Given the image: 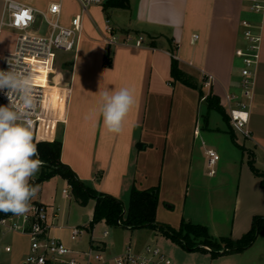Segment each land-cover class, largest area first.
I'll list each match as a JSON object with an SVG mask.
<instances>
[{
	"label": "crops",
	"instance_id": "obj_1",
	"mask_svg": "<svg viewBox=\"0 0 264 264\" xmlns=\"http://www.w3.org/2000/svg\"><path fill=\"white\" fill-rule=\"evenodd\" d=\"M16 1L45 10L51 2L59 0H51L44 6L36 0ZM70 1L76 9L67 10L66 0H63L64 24L79 11L77 0ZM129 2L128 9L112 8L108 14L101 7H92V16L84 18L77 51L56 55L55 73L50 83L54 106L61 117L49 137L62 141V162L98 193L125 203V199L130 202L134 187L145 190L158 186L157 220L178 229L183 220L194 223V217L185 214V202L179 207L181 211H176L177 205L171 204L173 200L166 194L185 190L187 195L191 184L192 187L200 185L194 149L196 140L205 132L199 120L200 104L206 103L201 100L200 91L208 92L203 86V72L215 76L211 89L221 103L226 93L240 91L242 61L236 49L244 44L241 27L244 19L261 25L263 32L262 56L249 120L252 136L248 139L254 147L245 150L254 151L256 166L260 161L262 166L257 167L264 172V11L251 12L246 0ZM118 11L125 12L126 17L115 20L113 16ZM106 17L114 21L119 31L143 34L147 39L145 45L142 48L114 46L109 50L101 33ZM15 43L16 33L1 28L0 66L5 53L11 51ZM108 51L110 65L105 61ZM172 54L178 59L183 77L196 87L172 76ZM62 58H71L64 63L70 67L66 73L57 67ZM122 87L133 92L135 103L125 118L122 131L112 133L104 125L100 112L102 96L105 91L111 93ZM214 129L221 134L229 133L228 127L221 124H215ZM228 169L218 178L213 177L216 173L209 172L208 185H213L215 190L225 183L229 187L236 185L231 214V239L236 242L251 229L255 216L264 217V186L248 161L241 162L237 173L232 171L231 165ZM64 182L63 190L68 188L73 198L68 181L64 179ZM34 199L47 206L49 221L56 225L52 234L60 237L59 226L69 229L75 226L66 215L54 216V210L60 207L55 201L46 203L42 194ZM89 224L84 226L91 228ZM4 242L8 243L5 237ZM233 252L236 251L229 253ZM224 254L227 253H221Z\"/></svg>",
	"mask_w": 264,
	"mask_h": 264
},
{
	"label": "built area",
	"instance_id": "obj_2",
	"mask_svg": "<svg viewBox=\"0 0 264 264\" xmlns=\"http://www.w3.org/2000/svg\"><path fill=\"white\" fill-rule=\"evenodd\" d=\"M106 1L77 0L79 11L72 16L68 24L62 22L63 0L51 2L45 10L15 0L25 10L22 13L13 12L10 6L12 0L4 1L0 29L9 27L17 30L18 33H16L15 46L5 53L0 70L9 69L8 61L14 64L18 61L23 71L32 78L36 107L30 116V121L34 141H53L49 135L61 117L59 109L54 106L53 86L50 83L55 73L53 66L56 55L61 52L77 51L84 31V18L92 16L90 12L92 7L103 9ZM246 1L251 12L264 11V0ZM38 22L46 26L45 33H38L36 29ZM241 27L244 44L236 49V55L242 61L240 91L226 93L222 105L227 110L234 131L245 138H251L249 120L262 56L263 32L261 25L248 19L241 21ZM101 33L108 48L114 46L142 48L147 40L143 34L117 30L108 17L101 26ZM172 55L176 57L175 54ZM215 80L213 74L203 72V86L208 88V92L202 96V101L206 100ZM7 104L9 98L4 91H0V106ZM207 154L210 174L213 175L219 155L214 149H208ZM63 194L65 197L70 196L68 188L63 190ZM30 203L31 211L27 214L23 216L9 214L0 218V254L12 252V246L4 242L7 233H19L29 237L30 252L22 264H174L160 247L149 244L142 251H136L129 245L124 252L114 255L108 254L103 239L97 241L91 239L90 247L87 249L71 248L59 236L52 234L56 225L49 221L47 206L36 203L35 199ZM58 215L59 208H56L54 216L58 217ZM118 223L121 224V221ZM80 233V226L71 228L73 240H76ZM108 235L109 230L105 229L103 238H107ZM205 248L211 250L208 246Z\"/></svg>",
	"mask_w": 264,
	"mask_h": 264
},
{
	"label": "rangeland",
	"instance_id": "obj_3",
	"mask_svg": "<svg viewBox=\"0 0 264 264\" xmlns=\"http://www.w3.org/2000/svg\"><path fill=\"white\" fill-rule=\"evenodd\" d=\"M4 1L5 0H0V15L3 11ZM49 1L51 0H36V2H39L42 6L46 5ZM65 5L69 11L76 9V5L70 0H66ZM119 15H121V17H119ZM124 17H126V14L122 11L115 12L113 16L115 20ZM112 23L115 26L113 20ZM36 29L39 34L46 32V26L40 25L39 22L36 25ZM4 30L18 33L17 30L9 27H4ZM60 56L63 57V55ZM65 59L62 58L57 64V67H59L63 73H66L70 68L64 63L71 61V58ZM240 66H242V64ZM199 112V120L203 125L202 130L205 131L204 134L196 140L194 149V158L196 162L198 161V169L196 166V170L199 171L198 181L200 185L199 187H192L191 184L187 195L185 190L173 195L168 192L166 195L167 197L171 196L173 200V202L170 201L171 204L177 205L178 208L176 211L180 212L181 209H179V207L180 205L182 207V204L185 202V214L193 216L194 223L207 225L212 240L220 242V247H224L226 246V242H221V239L231 238L232 236V199L235 194L236 185L234 184L229 187L225 183L224 186L219 187V190H215L213 185H208L210 167L208 166L209 157L207 150L214 149L219 155V160L214 166L216 175L213 176L218 178L221 172H225V170L226 172L229 171L228 168L230 165L232 166V171L237 173L241 162L248 161L253 156L251 154L254 153V151H246L245 149L254 147V145L248 138H245L240 133L235 132L236 142L229 133H218L217 130L214 129L215 124H221L225 126L226 129L228 126L217 110H208L207 103L202 102L200 104ZM258 155H261L260 151ZM229 161L231 162L227 164ZM228 165L229 167H227ZM193 166L195 167V163H193ZM257 166L261 168L262 164L260 161H258ZM42 171L43 167L40 168L34 178L38 179ZM37 185L39 186V192L36 197L42 194V199L46 198V203L55 201L56 203L54 204L60 206V216L66 215L70 224L81 227L80 236L76 240L71 238V229L62 227L60 230V238L71 248L87 249L90 247L91 239L96 241L103 239L106 251L109 255L122 253L129 245L136 251H142L149 244L160 247L163 252L173 260L174 264H264V235L259 236L253 245L242 252L213 256V252H219L220 254L224 253V248L218 249L217 247L208 245L211 250H206L205 248V250L203 248L188 250L171 237L148 227L131 229L120 225L110 226L102 221L93 228L87 229L84 228V225L89 223L91 216H93L95 208L94 198H90L86 204L77 202L74 197L71 198L69 196L65 198L62 191L65 182L64 178L60 175L49 177L45 179L43 183ZM224 200H226V203H224ZM124 202L123 206L127 209L129 199H125ZM61 219V217L58 219V223H60ZM105 229L109 230V235L104 239L103 231ZM5 241L11 244L12 252L0 254V264H22L26 255L30 252L29 237L19 233H7Z\"/></svg>",
	"mask_w": 264,
	"mask_h": 264
},
{
	"label": "trees",
	"instance_id": "obj_4",
	"mask_svg": "<svg viewBox=\"0 0 264 264\" xmlns=\"http://www.w3.org/2000/svg\"><path fill=\"white\" fill-rule=\"evenodd\" d=\"M130 7L129 0H107L104 4V10L107 13L112 8L128 9ZM108 14V13H107ZM110 50V48H109ZM107 65L111 64L110 51H108L106 59ZM172 76L189 86L196 87L183 77L179 68V62L176 57L172 58ZM201 96L205 95L204 91H200ZM208 110H217L223 117L228 126V132L236 142L235 131L231 126L230 117L226 108L222 105L220 98L214 94L212 89L206 97ZM38 147V158L44 161L43 171L38 179L30 181L33 185L43 182L45 179L54 175H60L68 181L71 188V196L81 204H86L90 198L96 199L94 214L90 221L89 227L104 221L107 225L123 226L127 228L148 227L159 231L173 240H176L182 247L188 250L204 249L205 246L224 248V253L232 251L241 252L253 245L257 237L264 234V217L255 216L253 218L251 229L245 233L240 239L234 242L231 238H222L221 242H226V246L220 247V242L212 240L207 226L192 222L182 221L178 229H175L165 223L157 220V208L159 205V187H151L145 190L133 188L130 194V202L128 208L125 209L123 203L106 194L98 193L94 189L86 185L75 173V171L61 160L62 141L60 139L53 141H34ZM249 160L248 164L252 172L261 178L264 186V172L255 165V154ZM9 215V214H7ZM6 216L0 213V218ZM121 221V224L118 223ZM206 249V248H205ZM204 249V250H205ZM207 250V249H206ZM221 255L219 252H213V256Z\"/></svg>",
	"mask_w": 264,
	"mask_h": 264
},
{
	"label": "clouds",
	"instance_id": "obj_5",
	"mask_svg": "<svg viewBox=\"0 0 264 264\" xmlns=\"http://www.w3.org/2000/svg\"><path fill=\"white\" fill-rule=\"evenodd\" d=\"M10 6L14 13L25 11L15 0ZM8 63L7 71L0 70V91L9 98V104L0 106V213L23 216L31 211L30 202L39 192V186L30 181L44 161L34 158L38 147L30 121L36 107L32 78L18 61ZM102 100L104 125L109 132H121L135 103L133 92L128 87L105 91Z\"/></svg>",
	"mask_w": 264,
	"mask_h": 264
}]
</instances>
